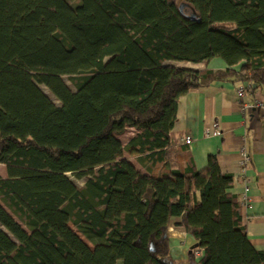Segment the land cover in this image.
Wrapping results in <instances>:
<instances>
[{
	"label": "trees",
	"instance_id": "16d2710c",
	"mask_svg": "<svg viewBox=\"0 0 264 264\" xmlns=\"http://www.w3.org/2000/svg\"><path fill=\"white\" fill-rule=\"evenodd\" d=\"M74 1L0 0V264H174V219L197 242L189 264H264L234 176L216 156L197 170L171 138L191 91L264 89V0ZM213 59L229 69L165 64Z\"/></svg>",
	"mask_w": 264,
	"mask_h": 264
},
{
	"label": "crops",
	"instance_id": "0c3cea01",
	"mask_svg": "<svg viewBox=\"0 0 264 264\" xmlns=\"http://www.w3.org/2000/svg\"><path fill=\"white\" fill-rule=\"evenodd\" d=\"M187 64L188 69L195 71L218 72L229 69L221 59ZM236 71H239V68ZM247 83L215 81L183 97L176 125L171 132L172 150L185 146L184 138L192 136L194 143L187 147L197 170L202 171L207 167L210 156L217 157L222 172L234 176L231 193L239 199L245 193L249 196L248 207L242 208L243 225L253 247L264 251V108L256 107L258 101L264 102V89L255 87L248 92L243 102L249 107L243 110L238 89ZM214 124H218L219 133L208 136L206 130L213 129ZM137 133L136 129L127 127L122 135L116 137L123 144L124 140L120 137L127 134V144ZM243 150L251 159L245 171L241 166ZM156 166L152 174L157 176L173 168L170 164ZM3 169L4 172L0 176L7 178L5 165ZM137 170L140 171L138 168ZM141 173L149 174L146 170ZM179 221L174 219L168 231L170 254L174 264H189L190 249L197 242L183 228L176 226Z\"/></svg>",
	"mask_w": 264,
	"mask_h": 264
},
{
	"label": "rangeland",
	"instance_id": "374dc122",
	"mask_svg": "<svg viewBox=\"0 0 264 264\" xmlns=\"http://www.w3.org/2000/svg\"><path fill=\"white\" fill-rule=\"evenodd\" d=\"M81 0H76L74 2H70L72 7H77L80 4ZM186 13H189L188 11H186ZM167 66H175V67H181V68H189V64L184 63V62H176V61H171V62H167L165 63ZM187 68V69H188ZM64 82L68 85V87L72 90V91H76L75 87L73 86V84L70 82V80L65 77ZM40 88L44 91V93L46 95H48L50 97V99L57 105V106H61V103L49 92V90L45 87V86H40ZM129 133V132H128ZM127 134L123 137H120L124 140L123 146H126V138ZM124 158L127 159L130 163H132L134 166H136L141 172L146 170V169H142V166L137 162L136 158L130 157L128 153H124ZM157 167V166H156ZM157 170V168H156ZM147 171V170H146ZM158 171V170H157ZM4 172L3 169V165L0 164V174H2ZM68 177L70 178V180L79 188H81L82 186H84V184L86 183V181L88 180V177L82 178V179H77L75 176L68 174ZM20 222V221H19ZM21 223V222H20ZM21 225L26 229V227L24 226L23 223H21ZM70 227L73 229V231H75L87 244L88 246H90L91 248H93V245L91 244V242H89L82 234H80L77 230V228L74 226V224H70Z\"/></svg>",
	"mask_w": 264,
	"mask_h": 264
},
{
	"label": "built area",
	"instance_id": "2783aa9c",
	"mask_svg": "<svg viewBox=\"0 0 264 264\" xmlns=\"http://www.w3.org/2000/svg\"><path fill=\"white\" fill-rule=\"evenodd\" d=\"M254 89H255V86L251 82H248L246 85H244V86H242V87H240L238 89V96H239L240 100L242 101L241 105H242V109L243 110H245L246 108L249 107L246 104H244V102H243V99H244L245 95L248 92H250V91H252ZM256 107L257 108H264V102L258 101L257 104H256ZM218 133H219V126H218V124H214L213 125V129L208 128L206 130V134L208 136L213 135V134H218ZM183 142H184L185 145L191 146L194 143V139H193L192 136H187L186 138H184ZM250 160H251L250 159V156L246 153V151L243 150L241 152V166H242L243 171L246 170L248 164L250 163ZM240 201L242 203L243 208L248 207L249 202H250V198L247 195V193H245L241 197ZM196 256L200 257L201 256V251H197L196 252Z\"/></svg>",
	"mask_w": 264,
	"mask_h": 264
},
{
	"label": "water",
	"instance_id": "95a60500",
	"mask_svg": "<svg viewBox=\"0 0 264 264\" xmlns=\"http://www.w3.org/2000/svg\"><path fill=\"white\" fill-rule=\"evenodd\" d=\"M196 247H197V244H195L194 246H192L191 249H190V252H192V250H193L194 248H196Z\"/></svg>",
	"mask_w": 264,
	"mask_h": 264
}]
</instances>
